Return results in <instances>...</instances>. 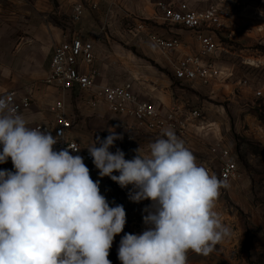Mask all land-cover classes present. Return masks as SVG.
<instances>
[{
  "label": "clouds",
  "instance_id": "1",
  "mask_svg": "<svg viewBox=\"0 0 264 264\" xmlns=\"http://www.w3.org/2000/svg\"><path fill=\"white\" fill-rule=\"evenodd\" d=\"M30 124L11 97H0V164L10 158L15 170H0V264H112L110 249L126 224L123 205L110 206L83 157L55 151L51 131ZM109 133L87 147L99 176L132 185L135 203L151 201L146 230L120 240L121 264H187L190 251L211 254L230 235L215 210L227 182L198 165L171 129L130 160L119 148L110 151L122 136Z\"/></svg>",
  "mask_w": 264,
  "mask_h": 264
},
{
  "label": "crops",
  "instance_id": "2",
  "mask_svg": "<svg viewBox=\"0 0 264 264\" xmlns=\"http://www.w3.org/2000/svg\"><path fill=\"white\" fill-rule=\"evenodd\" d=\"M77 2L79 1L0 0V97L9 92L30 94L33 106L24 116L31 124L53 122L54 115L48 110V106L63 100L67 116L74 124L72 136L84 149L92 144V122L122 127L125 120L138 129H144L131 119L112 114L102 100H98L92 107L86 93L77 89L64 93L45 83L52 48L75 38L94 42V67L102 73L99 85L131 83L139 100L155 104L164 110L177 106L184 110L201 111V107L196 106L200 102L195 98L209 89L210 94L226 100L230 116L227 114L226 120L218 116L211 119L203 117L209 128L205 129L208 131L200 132L201 138L203 137L200 140L204 144V140L208 138L210 146L222 142L230 148L236 157L240 174L239 180L228 182V187L223 188L230 204L237 207L236 212L231 208L233 216L230 220L235 229L233 232L230 230L227 251L238 250L240 246L247 245L249 249L253 250L254 247L255 251L264 254V160L244 151L247 159L245 166L238 161L232 149L237 146L235 149L242 154V143L252 142L264 151V76L261 74L264 73V53L260 54L254 49L256 44H264V0H260L258 7L244 1L241 8L230 10L232 23L228 25L230 29L227 32H230L232 45H240L242 50L236 51L233 47L227 48L225 52L222 50L215 60L222 70V77L209 85H203L199 81H178L175 78L174 64L186 56L196 54L200 48L193 33L180 26H171L177 27L171 29L172 32L176 31L175 34L161 36L178 37L181 40L180 48L171 53L169 58L149 55L148 61L137 62L130 68L116 71L114 76L109 75L114 72L115 58L106 47L100 59L101 49L98 43L100 40L106 43V36H98L100 25L88 22L87 10H84V16L77 25H71L72 8ZM256 11L258 15L255 16ZM240 12L242 16L236 17V13ZM154 15L158 17L155 5ZM217 37L216 35L215 38ZM188 89L197 93H188ZM255 91H261L263 96L257 98ZM79 94L85 95V101L81 100ZM220 124H225V127L220 128ZM240 127L243 129L244 141L238 145L229 131L233 128V132L238 134ZM192 128L197 127H190L186 135L193 132ZM144 130L155 136L158 134V137L163 134ZM207 155L210 159L209 153ZM0 170L15 171L10 158L6 163L0 164Z\"/></svg>",
  "mask_w": 264,
  "mask_h": 264
},
{
  "label": "rangeland",
  "instance_id": "3",
  "mask_svg": "<svg viewBox=\"0 0 264 264\" xmlns=\"http://www.w3.org/2000/svg\"><path fill=\"white\" fill-rule=\"evenodd\" d=\"M72 8L71 14V25H77L83 18L84 13L79 21L73 20V9L76 5L81 4L84 10L88 12V22L94 25H100L101 36H106L105 44L98 43L100 47V59L101 54L104 53L106 47L112 51L115 61L113 65V71L109 75H115L116 71L125 70V68H130L137 62L148 61L149 55L153 54L155 57H163L160 52L155 48L149 36H168L169 33L175 34L176 31H171L173 28L167 24H164L163 20L154 15V5L161 0H78ZM166 2H185L192 11H202L213 5L217 7L224 16V28L223 30H215V36L220 48L225 52L227 48L233 47L236 51H241L240 45L233 46L230 42V32L228 33V25L232 23V13L230 10L233 8H241L244 1L249 2L252 6H259L260 0H163ZM162 2V1H161ZM242 12L236 13L237 16H242ZM258 15L256 11L255 16ZM230 29V28H229ZM258 31V29H255ZM238 31V30H237ZM91 32V31H90ZM93 32V31H92ZM192 32V31H189ZM193 36L195 37V33ZM242 33V31H241ZM240 35V32H239ZM254 49L260 54L264 53V44L254 45ZM252 62L253 60L250 59ZM249 61V62H250ZM50 65V62H49ZM264 76V73H261ZM113 76H110L113 78ZM125 77V76H124ZM124 79V78H123ZM193 93H197L195 90ZM208 92L201 93L200 97H196L195 100L200 102L196 106H200L203 117L211 119L214 116H218L224 120L225 116L228 114L227 102L221 97H215V95ZM78 96V95H77ZM81 100L85 98L84 94H79ZM87 96V95H86ZM74 99V98H73ZM85 101V100H84ZM192 110V109H191ZM230 116V114H228ZM206 119V120H207ZM114 123V122H112ZM219 127H225V124H220ZM109 129H114L115 133L122 136V139H118L114 142V146L110 148V151L115 153L116 149L119 148L125 153V159H132L136 152L135 150L141 147L142 151L148 153V145L154 142L161 136L158 134L152 135L151 133L145 131L144 129H138L134 125L129 124L127 121H123L122 127H115L114 125H108L98 122H92L91 131L93 132L92 143H94L96 137L103 140L108 136ZM193 132L189 135L180 136L178 138L183 140L185 146L192 151L196 157V162L198 165L204 166L210 174H214L218 177V171L215 168V163L211 161L208 157L210 140L207 138L203 140L200 136V132H205L208 130H200L199 128H192ZM243 129L240 127L238 134L233 132V128L229 131L232 139L236 144L242 143L244 137L242 136ZM199 133V134H198ZM99 146V145H97ZM237 147V146H236ZM236 147L232 148L238 158V161L246 166L247 159L244 155V151L248 154H256L264 160V151L258 149L252 142L242 143V151L240 154ZM99 170L96 168L94 172L90 171L91 178L96 181H100V191L101 194L106 197L110 206H115L116 204L123 205L126 212V224L124 230L119 235L115 236L112 247L109 252L108 259L112 264H121L118 259V248L120 245L121 238L126 234H141L146 230L147 226L144 224L143 216L146 215L144 212L145 207L151 204L150 200H144L139 203H135L129 199V192L132 191V185L126 188H121L116 182L112 181L109 177H100ZM114 175H119V173H113ZM219 178V177H218ZM223 188L220 189L219 197L216 201L215 210L220 215L222 222L227 226L232 232L235 227L231 220L233 214H231V208L236 212V206L230 204L228 201V196L224 192ZM114 202V203H113ZM237 215L239 213L237 212ZM231 235L225 237L220 243L215 247V250L208 256L198 255L194 252L188 253L187 264H264V254L259 251L249 249L247 245L240 246L238 250L231 252L227 251V241ZM239 246V244H237ZM236 246V247H237Z\"/></svg>",
  "mask_w": 264,
  "mask_h": 264
},
{
  "label": "built area",
  "instance_id": "4",
  "mask_svg": "<svg viewBox=\"0 0 264 264\" xmlns=\"http://www.w3.org/2000/svg\"><path fill=\"white\" fill-rule=\"evenodd\" d=\"M155 12L163 22L169 26H180L195 33L200 44L196 54L189 55L174 64V75L178 81H199L209 85L222 77V70L216 65V58L222 52L214 34L215 30H223L224 14L211 5L202 11H192L185 2H157ZM84 13V7L78 4L73 9V20L79 21ZM155 48L164 57L177 51L181 46L178 37L165 38L149 36ZM96 60L94 42L75 38L55 45L52 48L50 66L45 83L58 88L61 92L77 89L86 93L90 98V106L94 107L98 100H102L108 110L115 115L135 121L140 127L155 133H163L171 129L175 134L184 136L190 127L195 126L201 130L209 128L203 119L202 112L198 109L184 110L173 106L166 110L155 104L138 99L131 83L121 85H99L102 77L100 70L94 67ZM257 98L263 93L255 91ZM1 97H11V102L19 113L23 115L31 111L33 101L30 94L20 95L9 92ZM53 113L51 123L30 124L32 127H41L42 131H51L58 142L54 150L68 149L72 155H80L89 171L94 172L96 167L88 149L82 148L73 138V122L68 118L63 100L53 102L48 106ZM61 134V135H60ZM68 145L78 148L73 151ZM2 151V146H0ZM209 155L218 177L227 183L240 178L236 157L232 150L222 142H217L209 147Z\"/></svg>",
  "mask_w": 264,
  "mask_h": 264
}]
</instances>
